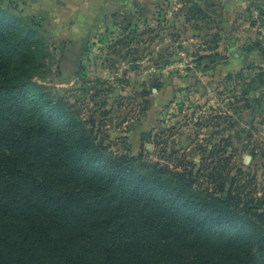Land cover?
Listing matches in <instances>:
<instances>
[{"label":"rangeland","instance_id":"rangeland-1","mask_svg":"<svg viewBox=\"0 0 264 264\" xmlns=\"http://www.w3.org/2000/svg\"><path fill=\"white\" fill-rule=\"evenodd\" d=\"M112 1L0 0V77L26 72L96 144L215 174L264 212V0Z\"/></svg>","mask_w":264,"mask_h":264},{"label":"trees","instance_id":"trees-1","mask_svg":"<svg viewBox=\"0 0 264 264\" xmlns=\"http://www.w3.org/2000/svg\"><path fill=\"white\" fill-rule=\"evenodd\" d=\"M28 78L0 77V264H264V212L238 188L96 144Z\"/></svg>","mask_w":264,"mask_h":264},{"label":"crops","instance_id":"crops-1","mask_svg":"<svg viewBox=\"0 0 264 264\" xmlns=\"http://www.w3.org/2000/svg\"><path fill=\"white\" fill-rule=\"evenodd\" d=\"M22 1H25L26 0H22ZM115 1H118V0H115ZM113 1L112 0H104V9L107 7V6H114L115 4H112Z\"/></svg>","mask_w":264,"mask_h":264}]
</instances>
